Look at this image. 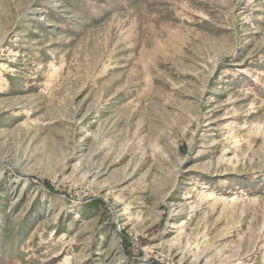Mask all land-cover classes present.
I'll use <instances>...</instances> for the list:
<instances>
[{"label": "rangeland", "instance_id": "obj_1", "mask_svg": "<svg viewBox=\"0 0 264 264\" xmlns=\"http://www.w3.org/2000/svg\"><path fill=\"white\" fill-rule=\"evenodd\" d=\"M0 264H264V0H0Z\"/></svg>", "mask_w": 264, "mask_h": 264}]
</instances>
